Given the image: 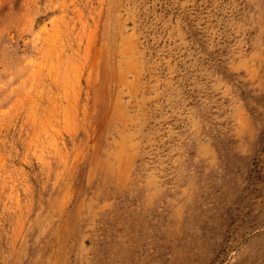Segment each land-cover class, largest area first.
Segmentation results:
<instances>
[{"label": "rangeland", "instance_id": "rangeland-1", "mask_svg": "<svg viewBox=\"0 0 264 264\" xmlns=\"http://www.w3.org/2000/svg\"><path fill=\"white\" fill-rule=\"evenodd\" d=\"M0 264H264V0H0Z\"/></svg>", "mask_w": 264, "mask_h": 264}]
</instances>
